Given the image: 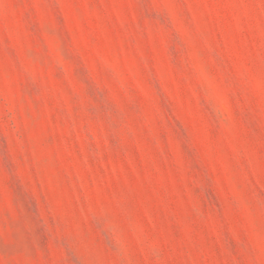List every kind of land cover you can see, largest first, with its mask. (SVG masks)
Masks as SVG:
<instances>
[{"label": "rangeland", "instance_id": "rangeland-1", "mask_svg": "<svg viewBox=\"0 0 264 264\" xmlns=\"http://www.w3.org/2000/svg\"><path fill=\"white\" fill-rule=\"evenodd\" d=\"M0 264H264V0H0Z\"/></svg>", "mask_w": 264, "mask_h": 264}]
</instances>
